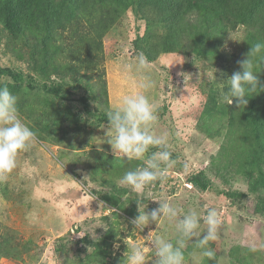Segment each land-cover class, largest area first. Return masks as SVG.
Returning a JSON list of instances; mask_svg holds the SVG:
<instances>
[{
	"label": "rangeland",
	"instance_id": "1",
	"mask_svg": "<svg viewBox=\"0 0 264 264\" xmlns=\"http://www.w3.org/2000/svg\"><path fill=\"white\" fill-rule=\"evenodd\" d=\"M21 22L23 30L11 32L0 20V84L18 97L20 116L37 142L0 184V264H121L126 244L152 246L145 240L150 232L175 244V221L150 223L142 232L131 224L137 204L148 213L159 206L153 199L181 215L196 211L201 235L208 209L219 214L218 238L207 245L214 257L203 256L193 238L183 249L184 264H264V212L258 208L264 149L251 165L254 139L245 108L224 99L226 79L255 43L250 37L264 41L263 20L222 30L200 53L188 37L162 51L164 28L148 25L131 5L101 38L93 32L100 28L90 29L91 15L83 19L82 37L58 28L46 41L36 20ZM146 51L158 54L150 59ZM141 52L156 85L146 93L158 105L154 131L167 133L176 163L166 179L136 194L117 183L143 162L114 155L104 142L108 118L101 116L132 90L124 68ZM257 71L264 83V63ZM251 99L264 104V92ZM148 260L155 264L151 252Z\"/></svg>",
	"mask_w": 264,
	"mask_h": 264
},
{
	"label": "clouds",
	"instance_id": "2",
	"mask_svg": "<svg viewBox=\"0 0 264 264\" xmlns=\"http://www.w3.org/2000/svg\"><path fill=\"white\" fill-rule=\"evenodd\" d=\"M240 70L226 79L228 91L224 99L229 105L234 100L236 107H246L249 97L264 92V83L259 80L257 69L264 63V41L255 42L245 57L237 62ZM131 91L122 95L117 103L107 111L108 126L106 140L114 155L128 161H142L143 166L129 170L118 180V187L130 188L136 194H143L145 189L153 186L158 180L166 179L168 170L176 161L167 133L157 135L154 131L158 123V105L146 93L155 88L152 78V64L141 52L132 64L126 65ZM182 75V74H181ZM37 142V132L26 124L19 112L18 97L7 84H0V184L9 180L10 174L18 167L19 156L28 151ZM152 148L157 151L150 152ZM159 206L150 213L138 205L137 215L131 224L141 232L150 223L157 227L165 219L175 221L177 238L175 244L163 236L152 237L150 232L145 240L151 242L126 244L127 250L121 264H147L149 252L156 258L155 264H184L183 249L188 241L196 238V243L203 248V256L212 259L215 253L207 247L210 241L218 238L221 226L219 214L215 208L208 209L203 218L206 232H199L201 218L196 211L181 215V210L169 202L158 199ZM115 211V209H113ZM179 217V218H178ZM178 218V219H177ZM116 248L119 244L114 245ZM251 251H257L253 246Z\"/></svg>",
	"mask_w": 264,
	"mask_h": 264
},
{
	"label": "trees",
	"instance_id": "3",
	"mask_svg": "<svg viewBox=\"0 0 264 264\" xmlns=\"http://www.w3.org/2000/svg\"><path fill=\"white\" fill-rule=\"evenodd\" d=\"M103 2L108 4L105 6ZM129 5L134 6L135 11H140L148 25L164 28V39L161 41L163 46L160 48L162 51L182 46L180 42L188 37L195 46L193 50L200 53L201 48L209 45L213 36L222 30L234 28L236 24L263 20L260 24L264 27V0H125L123 3H118L117 0H0V20L5 28L16 32L23 30V17L30 16L32 20H36L41 31H44L42 38L46 41L58 28H68L73 36L82 37L87 33L82 28L86 27L83 19L86 15H91L93 22H89L90 29L93 25L100 28L98 31L91 30L98 32L97 38H101L103 32ZM250 40L256 42L254 36ZM146 52L150 59L158 54V51L154 55ZM74 56L70 58H80ZM2 70L16 78L11 70ZM249 101L244 115L254 139L249 143L251 147L248 153V160L254 165L264 149V104L257 106L258 103L251 96ZM101 118H107L106 114ZM191 180L195 185H201L199 180L193 177ZM258 181L264 187V174L258 176ZM258 208L264 212V201L258 204Z\"/></svg>",
	"mask_w": 264,
	"mask_h": 264
}]
</instances>
